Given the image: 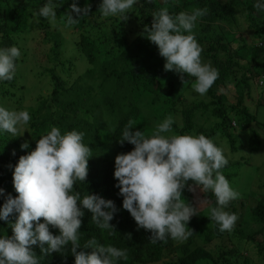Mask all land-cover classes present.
<instances>
[{
	"label": "trees",
	"instance_id": "1",
	"mask_svg": "<svg viewBox=\"0 0 264 264\" xmlns=\"http://www.w3.org/2000/svg\"><path fill=\"white\" fill-rule=\"evenodd\" d=\"M44 2L0 0V47L16 46L20 51L13 79L0 81V99L11 98L8 104L1 100L0 107L26 110L30 115L26 125L18 126L16 136L0 132V188L5 196L18 195L12 183V166L35 148L40 135L53 126L62 133L76 130L84 134L82 142L89 146L90 156L85 181H77L73 189L82 197L89 193L111 199L117 208L109 221L113 226L109 232L98 228L91 221L92 213L77 201L84 212L77 252H91L83 244L94 238L126 250L127 259L117 264L264 262V177L254 163L255 169H249L243 180L237 172L243 166L244 153L264 152V131L251 124L256 111L248 105L255 100L253 90L258 92L260 107L264 101V47L257 46V41L264 44V12L254 8L256 0H138L123 19L120 15L102 17L101 0H76L79 7L88 8L87 15L78 18L71 13L73 0H52L56 12L52 20L36 16ZM161 8L171 15L207 9L192 32L202 48V62L215 67L218 77L203 96L193 91L194 77L164 69V58L146 36L145 26L151 27L153 12ZM67 14L73 15V23H67ZM70 27L75 29L71 34L75 36L73 51L85 64L79 70L73 58L61 54L62 32ZM22 42L28 46L23 48ZM233 42L238 43L233 46ZM42 71L47 74L46 85ZM31 73L28 79L26 75ZM115 115L119 118L113 122ZM169 116L174 121L171 134H204L222 150L228 162L220 171L238 193L226 208L237 216L235 229L221 232L214 221L203 217L205 211L194 212L187 223L192 235L185 241L166 237L152 243L150 231L138 229L122 208L123 197L114 186V158L134 147L120 142L123 128L131 121V130L148 136ZM240 135L245 138L239 140ZM25 142L29 147L22 149ZM188 185L199 187L189 179L181 191L182 198L194 208ZM254 189L259 190L256 195ZM203 195L214 202L212 192ZM3 202L0 196V205ZM245 212L255 229L240 221ZM16 215L0 220V236L12 235L9 222H14ZM50 227L54 236L59 235L58 228ZM30 247L40 264H74L70 243L54 254L42 252L39 244ZM243 250L250 251L251 257Z\"/></svg>",
	"mask_w": 264,
	"mask_h": 264
},
{
	"label": "clouds",
	"instance_id": "2",
	"mask_svg": "<svg viewBox=\"0 0 264 264\" xmlns=\"http://www.w3.org/2000/svg\"><path fill=\"white\" fill-rule=\"evenodd\" d=\"M137 2L101 0L99 13L102 17L120 15L123 19ZM253 6L257 11L264 12V0H256ZM70 9L77 18L88 13V8L79 7L76 0H73ZM206 12V8H196L190 13L182 11L171 15L166 8H161L153 12L151 27L145 26L147 38L157 46L159 55L165 60L164 69L194 77L193 91L201 96L218 77L215 67L202 62V48L192 32L197 19ZM36 16L54 19L56 12L52 0H45ZM74 21L73 15L67 14V23ZM49 23L52 25L51 21ZM22 44L23 48L28 46L26 42ZM257 46L264 47V44L257 41ZM61 54L70 57L63 50ZM19 56L16 46L0 47V81L13 79L15 60ZM76 58L80 63L77 65L76 62L78 68L84 67L83 60ZM118 118L115 115L113 122ZM29 120L26 110L0 107V132L16 136L18 126L26 125ZM173 123L172 117L165 118L148 136L140 130H131V121L123 128L120 142L127 141L134 147L114 158V186L118 187V194L123 197L122 208L130 213L138 229L150 231L152 243L166 237L180 242L186 240L192 235L187 223L194 212L205 211V217L214 221L221 232L231 231L237 216L226 208L231 200L238 197V193L220 171L227 164V159L204 134H171ZM83 135L76 130L62 133L53 126L40 135L33 150L21 155L12 166V183L18 195L5 196L4 189L0 188V196L4 197L0 205V220L7 221L13 213L17 215L14 222H9L12 235L0 236V264H40L30 247L36 244L41 246L42 252L54 254L60 253L70 243L74 264H117L118 260L127 259L126 250L98 243L94 238L83 244V248H91V252L76 250L81 247L78 232L80 217L84 215L77 201L83 209L92 213L91 221L98 228L109 232L113 230L109 221L117 211L111 199L89 193L82 197L79 191L73 189L74 183L85 181L88 171L90 149L82 142ZM20 147L27 149L29 145L25 142ZM249 157H245L240 163L243 166L237 170L242 180L249 169H255ZM257 169L264 177V160ZM189 179L199 187L188 185L192 196L193 192H199L207 202L201 210L196 208L194 199L193 208L182 198L181 191ZM207 191L212 192L213 203L204 197L203 192ZM50 225L59 229V235L51 233Z\"/></svg>",
	"mask_w": 264,
	"mask_h": 264
},
{
	"label": "rangeland",
	"instance_id": "3",
	"mask_svg": "<svg viewBox=\"0 0 264 264\" xmlns=\"http://www.w3.org/2000/svg\"><path fill=\"white\" fill-rule=\"evenodd\" d=\"M81 7V6H80ZM81 8H85V7H81ZM74 28L72 27H70V28H68L67 30H63V37H62V39H63V41H64V46H63V51L68 55V56H70V57H68V58H73V62L76 64V62H77V58L75 57V56H72V55H76L77 54V52L76 51H73V48H72V46H73V44H72V42H73V40H74V37L75 36H73V35H71V34H73V32H74ZM233 34H236L237 32H232ZM72 36H73V39H72ZM237 43L238 42H233L232 43V45L233 46H235V45H237ZM261 55H260V57H263V53H260ZM63 57L65 58V56L63 55ZM80 63L79 62H77V65H79ZM80 68H77V70H79ZM25 71H26V68L24 69ZM33 71V70H32ZM26 76H28V79H30V78H32V73L31 74H29V75H26ZM46 76V77H45ZM41 78H42V80H47V74H46V72L44 73L43 71H42V73H41ZM27 79V80H28ZM44 80V83H43V85H46V81ZM183 85H185V84H181L180 85V87H182ZM50 88V87H49ZM253 97L255 98V100H253L252 102H248V105L252 108V109H256V113H255V120L254 121H252V125L253 126H256V127H258L260 130H263L264 131V101H263V107H260V106H258V104L259 103H257L258 102V100H259V98H258V100H257V92L255 91V90H253ZM2 98V97H1ZM11 98H9V97H3L2 99H0V101L1 100H4L7 104H8V102H9V100H10ZM196 100H199V99H196ZM12 104V103H11ZM239 132V131H238ZM243 138H245V136L244 135H240V137H239V140H241V139H243ZM238 143H241L242 144V142H238ZM237 143V144H238ZM245 154V156L246 157H249V155L248 154H246V153H244ZM249 160H252L253 161V163L256 165V166H260L261 164H262V162H263V160H264V152H255V153H251V156L249 157ZM259 190H257V189H254V195H256V192H258ZM193 199H194V201H195V206H196V208L198 209V210H201V209H203L205 206H207V202L202 198V196L200 195V193L199 192H193ZM249 199H251L252 200V198H249ZM251 201L249 200L248 201V205L249 206H251ZM203 215V217H205L207 214L206 213H203L202 214ZM244 221V224H246L247 226H252L254 223H253V220H252V218L250 217V215L248 214V212H245V214L243 215V218L240 220V221ZM253 227H254V229L256 228V226L255 225H253ZM233 229H235V228H233ZM185 241V240H184ZM242 253L244 254V255H248V256H250L251 257V252L250 251H248V250H243L242 251ZM256 262L258 263V264H264V262H260V261H257L256 260Z\"/></svg>",
	"mask_w": 264,
	"mask_h": 264
}]
</instances>
